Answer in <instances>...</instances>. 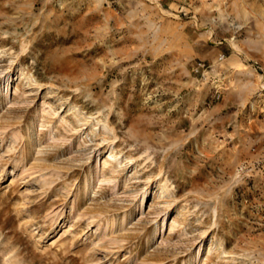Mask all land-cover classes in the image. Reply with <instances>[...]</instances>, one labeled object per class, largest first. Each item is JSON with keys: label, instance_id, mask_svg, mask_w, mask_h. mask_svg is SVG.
<instances>
[{"label": "rangeland", "instance_id": "obj_1", "mask_svg": "<svg viewBox=\"0 0 264 264\" xmlns=\"http://www.w3.org/2000/svg\"><path fill=\"white\" fill-rule=\"evenodd\" d=\"M0 264H264V0H0Z\"/></svg>", "mask_w": 264, "mask_h": 264}, {"label": "bare ground", "instance_id": "obj_2", "mask_svg": "<svg viewBox=\"0 0 264 264\" xmlns=\"http://www.w3.org/2000/svg\"><path fill=\"white\" fill-rule=\"evenodd\" d=\"M113 155V154H112ZM111 155V156H112ZM90 179V178H89ZM89 179H85L84 180V182H82L83 183V187L86 189V187L88 188V185L91 183L90 182V180ZM82 181V180H81ZM92 183H93V181H92ZM160 189H161V191L162 192H166L167 191V185L165 184V183H163V184H160ZM196 257V256H195Z\"/></svg>", "mask_w": 264, "mask_h": 264}]
</instances>
